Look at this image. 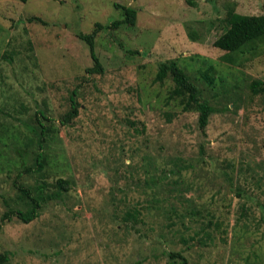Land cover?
<instances>
[{"label": "rangeland", "instance_id": "1", "mask_svg": "<svg viewBox=\"0 0 264 264\" xmlns=\"http://www.w3.org/2000/svg\"><path fill=\"white\" fill-rule=\"evenodd\" d=\"M117 6L137 11L135 26L107 28L123 18ZM259 15L264 0H0L6 264H170L167 253L188 264H264V52L231 65L213 46L235 18ZM98 24L102 72L87 74L94 64L79 36ZM167 61L214 109L204 132L196 109L168 99L171 78L155 82ZM73 91L78 114L63 125ZM58 179L70 181L61 200L30 223L3 221L27 208L18 186L52 192ZM132 209L141 223L122 221ZM215 222L218 231L208 228ZM202 227L213 236L204 245Z\"/></svg>", "mask_w": 264, "mask_h": 264}, {"label": "trees", "instance_id": "2", "mask_svg": "<svg viewBox=\"0 0 264 264\" xmlns=\"http://www.w3.org/2000/svg\"><path fill=\"white\" fill-rule=\"evenodd\" d=\"M21 3H26L28 0H18ZM192 3V0H187ZM117 8L122 10L123 18L121 20L114 21L107 28L117 29L122 25L133 27L136 23L137 11L131 7ZM104 28L101 25H96L94 31L89 35H80L79 39L84 41L89 47L90 57L93 61V67L86 70L87 74H100L102 72V66L99 59L94 52V39L97 31ZM213 46L218 50L224 52L221 56V61L227 64H236L235 56H254L264 52V15L259 16H244L241 18H235L228 27H225L224 31L213 42ZM138 54V52H132ZM170 77L174 83V88L169 92L168 99H180L183 104V111L196 109L199 113L198 126L199 129L204 132L209 123L210 116L214 113V109L201 98V92L199 88L190 80L189 76L177 65L175 61L162 62L158 66L157 73L155 75V82L162 83L166 78ZM259 83L255 82L253 85L257 86ZM75 92L73 91L70 96V111L67 112L63 119L62 124L68 125L69 122L74 119L78 114V104L74 100ZM45 131V130H44ZM44 131L40 134V141L38 147L40 150L43 148V135ZM34 170L37 173L42 174L44 168V158L41 153H38L35 160ZM32 168H26L25 172L29 173ZM55 191L46 192L48 186L46 183H38L34 188H25L18 186L19 192L26 198L27 208L23 210H9L3 215V221L15 216L23 223H30L38 217L39 210L43 204L47 201L61 200L63 193L67 191L70 185L69 180L58 179L54 184ZM142 213L137 209H132L125 212L122 217V221L127 224L132 222L133 225L142 222ZM214 231L220 229V224L215 222L209 223L208 228ZM200 237L198 242L205 244L206 240H211L213 236L207 230L202 227L199 229ZM192 239V238H191ZM187 243L186 240H181ZM167 257L170 264H188L187 260L180 253H167ZM8 257L5 254H0V264H6Z\"/></svg>", "mask_w": 264, "mask_h": 264}]
</instances>
